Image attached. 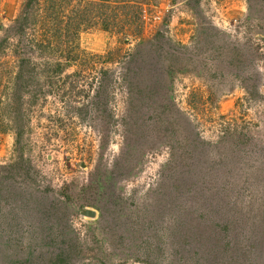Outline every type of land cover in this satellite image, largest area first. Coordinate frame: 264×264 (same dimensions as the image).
Listing matches in <instances>:
<instances>
[{
  "label": "rangeland",
  "instance_id": "374dc122",
  "mask_svg": "<svg viewBox=\"0 0 264 264\" xmlns=\"http://www.w3.org/2000/svg\"><path fill=\"white\" fill-rule=\"evenodd\" d=\"M141 1L138 36L79 34L112 51L94 64L112 72L106 106L96 68L68 67L57 92L42 79L19 141L0 133V264H264V0ZM21 2L0 0V27ZM156 57L165 72L120 77Z\"/></svg>",
  "mask_w": 264,
  "mask_h": 264
},
{
  "label": "trees",
  "instance_id": "16d2710c",
  "mask_svg": "<svg viewBox=\"0 0 264 264\" xmlns=\"http://www.w3.org/2000/svg\"><path fill=\"white\" fill-rule=\"evenodd\" d=\"M142 4L141 0H22L20 11L11 20V25L0 27L3 30L0 35V55H7L0 60V133L11 129L15 141H19L24 132L26 112L42 93V79L47 80L45 84L54 86L57 92L59 87L55 82L68 67L69 77L80 78L93 73L96 62L113 58L112 51L89 53L82 49L79 44L82 31L96 25L103 30H113L116 22L120 21L121 26L117 31H128L133 37L138 36ZM157 34L160 35L159 32ZM125 39L124 36L122 40ZM136 52L137 49L119 53L117 49L114 54L121 62L124 59L140 61L141 57L136 56ZM171 55V52L164 55L169 58L164 67L166 71H169ZM163 59L156 57L143 65L121 67L120 77L125 76L126 71L140 76L144 73L142 70L158 75L161 71L165 72L160 67ZM159 67L161 71L157 69ZM94 72L97 73V81L90 85L94 102L90 98L89 101L99 108L106 106L104 102H107L109 87L113 88L114 79L108 68L98 67ZM65 83L66 90L72 96L79 92L85 93L76 80L68 79ZM24 93L28 94L26 99ZM75 96L73 98L77 101ZM26 100L28 104L24 103ZM67 100L64 101L67 106H64L70 108L71 101ZM48 264L57 263L51 259Z\"/></svg>",
  "mask_w": 264,
  "mask_h": 264
},
{
  "label": "water",
  "instance_id": "95a60500",
  "mask_svg": "<svg viewBox=\"0 0 264 264\" xmlns=\"http://www.w3.org/2000/svg\"><path fill=\"white\" fill-rule=\"evenodd\" d=\"M82 214L86 215V216H93L94 215V210L89 209V208H85V209H83Z\"/></svg>",
  "mask_w": 264,
  "mask_h": 264
}]
</instances>
